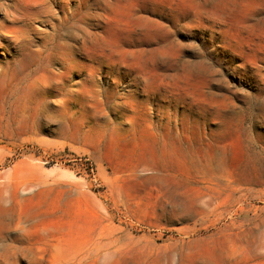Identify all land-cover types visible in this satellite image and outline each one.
<instances>
[{
  "label": "rangeland",
  "instance_id": "1",
  "mask_svg": "<svg viewBox=\"0 0 264 264\" xmlns=\"http://www.w3.org/2000/svg\"><path fill=\"white\" fill-rule=\"evenodd\" d=\"M0 264H264V0H0Z\"/></svg>",
  "mask_w": 264,
  "mask_h": 264
},
{
  "label": "crops",
  "instance_id": "2",
  "mask_svg": "<svg viewBox=\"0 0 264 264\" xmlns=\"http://www.w3.org/2000/svg\"><path fill=\"white\" fill-rule=\"evenodd\" d=\"M144 139H145V137L144 136L142 137V135H140L139 137H137V139H134V140L141 142Z\"/></svg>",
  "mask_w": 264,
  "mask_h": 264
},
{
  "label": "bare ground",
  "instance_id": "3",
  "mask_svg": "<svg viewBox=\"0 0 264 264\" xmlns=\"http://www.w3.org/2000/svg\"><path fill=\"white\" fill-rule=\"evenodd\" d=\"M242 261H244L245 263L248 262V259L246 257L242 258Z\"/></svg>",
  "mask_w": 264,
  "mask_h": 264
}]
</instances>
